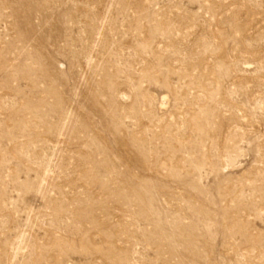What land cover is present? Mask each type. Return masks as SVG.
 <instances>
[{"label": "rangeland", "instance_id": "rangeland-1", "mask_svg": "<svg viewBox=\"0 0 264 264\" xmlns=\"http://www.w3.org/2000/svg\"><path fill=\"white\" fill-rule=\"evenodd\" d=\"M0 264H264V0H0Z\"/></svg>", "mask_w": 264, "mask_h": 264}]
</instances>
